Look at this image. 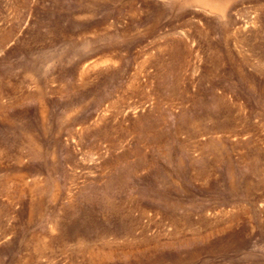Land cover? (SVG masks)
Listing matches in <instances>:
<instances>
[{
    "label": "rangeland",
    "instance_id": "1",
    "mask_svg": "<svg viewBox=\"0 0 264 264\" xmlns=\"http://www.w3.org/2000/svg\"><path fill=\"white\" fill-rule=\"evenodd\" d=\"M0 264H264V0H0Z\"/></svg>",
    "mask_w": 264,
    "mask_h": 264
}]
</instances>
